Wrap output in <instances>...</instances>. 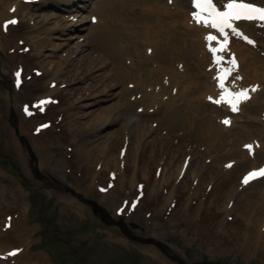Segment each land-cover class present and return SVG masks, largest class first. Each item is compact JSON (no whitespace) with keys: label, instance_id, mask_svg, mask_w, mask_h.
I'll return each instance as SVG.
<instances>
[{"label":"rangeland","instance_id":"obj_1","mask_svg":"<svg viewBox=\"0 0 264 264\" xmlns=\"http://www.w3.org/2000/svg\"><path fill=\"white\" fill-rule=\"evenodd\" d=\"M150 1L167 6L163 20L172 24L171 47L161 55L159 49L147 55L142 42L130 37L134 25L143 23L137 9L129 13L133 19L128 22L106 18L97 10L101 0H80L78 8L66 11L25 1L34 6L12 12L16 24L0 32V57L8 78L4 82L0 76V264H31L27 258L38 254L46 264H178L176 257L264 264V175L242 183L247 173L264 168V31L253 26L255 31L247 32L258 41L252 47L258 57H245L242 64L240 57H229L232 45L228 57H220L221 67L212 69L215 57H200L201 38L192 36L196 33L181 23L185 18L176 15L177 7L189 10V0ZM147 23L144 27L151 29L152 22ZM99 27L101 36L90 37V29ZM36 34L43 40L33 46ZM240 42L236 39L234 46ZM142 57L149 59L144 63ZM152 57L159 63L165 57L160 65L166 70H159ZM255 65L261 74L253 77ZM16 66L23 70L20 77L10 74ZM149 67L160 72L146 79H155L153 86L143 87L137 75ZM222 68L230 72L221 87L232 86L235 112L217 93L203 94L204 84L219 78L216 71ZM42 69L51 71L56 83L51 88L59 91L44 113L25 115L23 104L33 110L32 101L45 92L37 90L48 79L39 74ZM186 69L192 76L184 79ZM15 75L21 81L12 88ZM192 80L199 86L187 90L186 81ZM244 89L246 95L237 99L235 94ZM180 91L184 93L176 97ZM147 92L158 97H142ZM107 112H119L122 120L99 126ZM130 115L140 122V131L149 132L138 150L130 135L109 146L105 156H116L118 168L109 166L91 184L92 163L85 170L75 161L76 151L104 146L109 135L113 139L116 133H128L124 119ZM41 123L47 127L40 128ZM77 125H82L80 132H74ZM97 134L101 136L94 142ZM133 172L135 186L124 189ZM118 173L125 180L119 187ZM152 189L155 195H149ZM123 227L162 246L134 240Z\"/></svg>","mask_w":264,"mask_h":264},{"label":"bare ground","instance_id":"obj_2","mask_svg":"<svg viewBox=\"0 0 264 264\" xmlns=\"http://www.w3.org/2000/svg\"><path fill=\"white\" fill-rule=\"evenodd\" d=\"M23 1H33V0H0V32H1V29H3L5 26H4V24H3V20L5 19H8V18H11V17H14V14H11V12L13 11V12H18L19 11V9L21 8V7H25V5H26V7H33L34 5L33 4H22V3H25V2H23ZM50 0H40L39 1V3H37V4H40V5H42L43 7H46V6H48V4H51L50 2H49ZM61 1H63V0H60L59 2H61ZM178 0H176V3H178L177 2ZM59 2H55V3H59ZM216 2H218V3H220V1H216ZM222 4H224V3H222ZM221 4V5H222ZM24 5V6H23ZM36 5V4H35ZM7 7V8H6ZM12 8L11 10L12 11H10V10H8L9 8ZM134 7H136V8H138L139 10V12L142 14V17H143V20H142V22H143V24L145 25L146 24V22H148L149 20L151 21V22H154L153 24H152V26H151V30L150 31H146L147 32V35H145L143 32H139L138 30H134V31H131V35H132V37L134 36L135 38H137V37H139L141 40H144L145 42H149V40H151V43L153 44V46H155V48H156V50H158V45H157V43L158 42H155L154 41V39L152 38L153 36H155V37H161V36H163L164 38H165V40H164V45H165V47L163 48L164 50H166V49H168L169 50V48H167V46H169V47H171L170 45H168V42H169V40L170 39H172L173 38V34H172V32H171V29H172V24H169L168 22H165L164 20H163V18H165V15H164V13H163V10H161V8H157L156 10H153V9H151V7H150V2H149V0H101V5H100V8H98L97 10H98V12H99V16H105L106 18H109V17H118V18H121V20H123V19H126V18H128L126 15L134 8ZM261 7H264V6H261ZM164 10H165V8H166V6H164V7H162ZM35 10H36V7H35ZM34 10V11H35ZM9 11V12H8ZM76 11V10H75ZM159 14H160V16H159ZM187 14V12L185 11V13H184V10H180L178 7H177V10H176V15L177 16H180V18H182V16L183 17H185V15ZM31 17H29V19H30ZM42 18L43 19H45L46 17H45V14L42 16ZM189 21V18L188 17H186V19H184V21H182L181 23L182 24H184L187 28V30H189V31H192V32H195L196 34H192V36H194L195 37V35H198V37H201V33H200V31H202L203 30V28L202 27H206V25L205 24H203V23H201V22H198V21H195V20H193L192 22H191V27H189V26H187L186 25V23H188V21ZM241 24V26H242V28H241V30H242V32L245 34V32L247 33H249V32H253V30L254 29H252V27H253V25H255V26H257V27H259V28H261L263 31H264V26H261L260 25V23L257 21V20H248V19H246V20H235V21H233V24L234 25H237V24ZM159 24V25H158ZM209 26V25H208ZM238 26V25H237ZM6 27L9 29V27H10V29L12 28V26H9V25H6ZM201 28V29H200ZM7 29V30H8ZM101 29H103V27H99V28H97V29H95V28H93V29H90V31L88 32L89 33V36L90 37H93V36H95V37H100L101 35H99L98 34V32L101 30ZM60 31V33H62V31L61 30H59ZM255 31V30H254ZM251 32V33H252ZM30 34L32 33V32H29ZM234 34V33H233ZM233 34H231V35H233ZM250 34V33H249ZM0 35H1V33H0ZM37 36H39L38 34H36V35H34V37H37ZM191 36L189 37V36H187L185 39H187V40H189V42L191 43V45H193V44H195V45H197V42L196 43H194L192 40H191ZM255 39V41H254V44L253 45H249V44H246V43H242V42H240V40H239V45H238V47H236V46H234V41H235V39H236V37H234L233 38V41H232V44H230L231 45V47H232V45H233V52H235V54L238 56V57H240V59H241V63L243 64L244 63V61H245V57H258L257 55H254L253 54V52H252V47L253 46H256L257 45V43H258V41H256L257 39H256V37H254ZM24 39H26V40H30L31 39V37L30 36H24ZM43 40V38L42 37H37L35 40H31V42H30V44L31 45H33V46H35L36 45V43L37 44H39L38 42H41ZM140 40V41H141ZM120 41V39H115V42L117 43V42H119ZM139 41V42H140ZM257 42V43H256ZM261 42H263V43H261V44H263V47H264V41H262L261 40ZM24 43V42H23ZM103 43V42H102ZM180 42H177L176 44H179ZM109 45H110V47H112V46H114L113 45V41H110L109 42ZM175 45V44H174ZM174 45H172V46H174ZM26 46H28V45H26ZM148 46L146 45L145 47H144V49H146ZM228 47V46H227ZM199 49H200V45H199ZM244 49V50H243ZM247 51V53H245L244 51ZM237 51V52H236ZM155 52V51H154ZM199 52L202 54V56H204V57H206V54H205V52H204V50H202V49H200L199 50ZM155 54V53H154ZM153 59H150L151 61H156L157 63H158V65H159V70H163V71H165L166 70V67L165 66H161L160 64H162V65H164V58L165 57H160L161 59V61L163 62V63H159L157 60H155L154 58L155 57H152ZM158 58V57H157ZM147 59H149V57H142V60H144V63H145V61H147ZM1 61H2V63H1ZM151 61H150V63H151ZM4 63H5V61H4V58H3V60H2V57H0V76L3 78V80H4V82H5V79H7L8 80V78L5 76V74H4V71L6 72V70H5V67H4ZM41 63V62H40ZM60 63V62H59ZM252 63V62H251ZM5 65H6V63H5ZM19 65V64H18ZM246 65H247V63H246ZM51 67V69L54 67V63H52V65H50ZM168 67V66H167ZM257 67H258V65H255V66H253V69H255V70H253V77H255V76H257L258 74H261V72H257ZM132 68L133 69H135V71H138V69L136 68V67H134V66H132ZM150 68V67H149ZM18 69H20V71L18 72L17 70ZM151 69V68H150ZM120 70V69H119ZM15 73V74H17V73H19V77L21 76L20 75V73H23V70L21 69V68H19L18 66H16L15 67V69H14V67H12L11 68V70H10V74H12V73ZM48 72H51V71H49V69H42V71L40 70V75L43 77V76H45V77H47L48 79L43 83V85H39L38 87H37V90H44L45 92H43L41 95H39L36 99H34L33 101H32V103L33 104H35L36 105V110H34V113L36 112V114H38V112H41V113H44V111L46 110V108H47V106L48 107H51L52 105H51V103H53L54 101H55V96H54V92H57V91H59V88L58 87H54V88H51V86H53L54 84V75L52 76L51 75V73L50 74H48ZM64 73H66L67 72V69H66V71H63ZM157 72H160V71H157V69L154 71L153 69H151V70H148V72L146 73V74H143V73H141V74H138L137 76H138V78H140L141 79V85L143 86V87H147V86H153L154 85V81H155V79H153V82L152 81H150V82H152V85H150L149 83V81L148 82H146V79H148V78H150L151 79V77H152V75H154V74H156ZM245 73V78L247 79V77H248V72H247V70L246 71H244ZM47 73V74H46ZM4 74V75H3ZM125 75H126V73H124ZM185 77H184V79L185 78H187L189 75L190 76H192L191 74H190V72L188 71V69H186V70H183V73H182ZM48 75V76H47ZM50 76H52V77H50ZM129 76H133L132 74H129ZM259 76V75H258ZM194 77V76H193ZM153 78V77H152ZM69 80V78L67 77L66 78V80L65 81H68ZM19 81H21L20 79H18L17 78V75H15V76H13L12 78H11V82H12V84H13V86H12V88H16L17 87V85H18V83H19ZM58 81V80H57ZM70 81V80H69ZM207 82V81H206ZM209 82V83H208ZM208 82L206 83V84H204V86H203V89H204V91H203V94H205V95H207L208 93H209V95H211V96H213V94H215V93H218V90L220 89L219 88V86L216 84V82H211V80L209 81V79H208ZM23 83V82H22ZM212 83V84H211ZM21 85H23V84H21ZM55 85H56V83H55ZM54 85V86H55ZM190 86H194V87H198L199 86V84H197V81H191V82H188V81H186V87H187V90L190 88ZM21 87V86H20ZM218 89V90H217ZM187 90H185V91H187ZM53 93V94H52ZM181 93H184V92H182V91H180V93L179 94H175L176 95V97L178 96V95H180ZM123 95L125 94L124 92L122 93ZM257 95V93H255V95L254 96H256ZM142 97H145V98H147V99H154V98H157L158 96H155V95H152L151 94V92H147V93H145L144 95H142ZM53 101H52V100ZM228 99L229 98H223V100H225L224 102L226 103V101H228ZM39 101H45L43 104H38V102ZM222 101V100H221ZM223 102V101H222ZM223 102V104H225ZM127 103H130L129 101H127ZM157 103L158 104H161L162 103V100H160V101H157ZM50 104V105H49ZM35 107V106H34ZM39 115V114H38ZM120 113L119 112H115L114 114H110V113H108L107 112V114L105 115V117H104V119L102 120V121H100V123H98L99 124V126L100 125H103V124H112V123H114V122H116V121H118L119 119H120V121L122 120L121 119V117H120ZM134 116H129L128 117V119H124V121H125V125L126 126H128L129 127V129H128V133L127 132H124V128L125 127H123V128H121V129H123V134H122V136L120 135V134H118V133H116V134H114L115 136L113 137V139H111L112 138V136H108V138H107V144H105L104 146H100V144L98 145V144H96V145H94V146H92V147H90V148H84V149H82V150H80V151H76V154H75V161H77L78 163H79V165L81 166H83V168L85 169V170H89V168H90V164L92 163V168H94V170L90 173V176H92L91 177V180H90V183L92 184V183H94L96 180H95V178H98V176H100V175H102V173L103 172H105V171H107L106 169H108V167L109 166H111V167H113V168H118L117 166H118V163H117V157L116 156H114V155H112V156H110V157H108V156H105L106 155V151L108 150V147L109 146H111V147H113L115 144H116V142H123L125 139V136H128V135H130V143H132L133 144V142L134 141H136V145H137V147H136V149L135 150H138V142L140 141V139L145 135V134H147L149 131H147V129H145V130H142V131H140L141 129L140 128H143L142 126H141V124H140V122L138 121V119H135V118H133ZM163 123H165V125H167L168 124V117H167V119L165 118V120L163 121ZM38 124H40V122L39 123H36L34 126H36V125H38ZM98 126V125H97ZM37 127V126H36ZM81 127H82V125H77L76 127H75V129H74V132H80L79 130L81 129ZM101 136V135H100ZM100 136L97 134L96 135V138L94 139V142H96V141H98V139L100 138ZM112 141H114V143H111ZM144 144H145V142L142 144V146L139 148V150H140V155H139V158L141 157V155H142V159H141V161L143 160V158H144V153H145V148H144ZM130 145V144H129ZM27 147V146H26ZM103 148H105V150H103ZM153 155L154 154H152V155H150V157H149V159H150V161H148V165H149V163H151V161H152V158H153ZM42 164H43V161H41V166H42ZM147 167H149V166H147ZM134 168H136L137 169V167H135L134 166ZM115 170V169H114ZM116 171V170H115ZM107 173V172H106ZM120 173H118L117 174V176H120L119 175ZM144 175H146V173H144ZM116 179V178H115ZM118 180H117V182H118V187L119 186H123V182L125 181L124 180V178L122 177V176H120V177H118L117 178ZM134 172H133V174L130 176V178H129V181H126L127 182V184H128V186H126V187H123L124 189L126 188V189H132L134 186H135V183H134ZM164 181H168V178L167 179H164ZM116 187V186H115ZM122 188V187H121ZM122 188V189H123ZM116 189V188H115ZM114 190V189H113ZM17 194L18 195H20V191L18 190L17 191ZM149 195H155V190H151V191H149ZM63 199L69 204V205H71L72 207H74V208H78V209H83V207L78 203V202H75L74 200H71L70 198H68V197H63ZM19 207H22V205H20ZM23 208H25V207H23ZM19 211H21L22 212V209L21 210H19ZM27 259H30V262H31V264H46V261H45V259H44V257L43 256H41V255H39L38 254V256H36V255H32L31 257H28Z\"/></svg>","mask_w":264,"mask_h":264},{"label":"snow or ice","instance_id":"obj_3","mask_svg":"<svg viewBox=\"0 0 264 264\" xmlns=\"http://www.w3.org/2000/svg\"><path fill=\"white\" fill-rule=\"evenodd\" d=\"M193 6L198 9L192 15L198 20L203 17V22L212 28L217 29L222 35L225 34V28H230L233 33L243 36L242 33L234 26L233 21L240 19L257 20L261 26H264V7L257 6L247 0H226L221 10L214 0H192ZM8 23H16L15 19L5 21V26ZM247 40V36H243ZM208 40L215 39L212 35L206 37ZM252 43V41H248ZM226 43V41H225ZM234 63V61H233ZM19 75V73H17ZM247 90L244 89L240 93H236V98L239 99L246 95ZM45 101H39L38 104H43ZM231 104V99L228 101ZM228 121L225 120V123ZM246 147H251L250 145ZM258 175H264V168L254 169L247 173L242 178V183H248L250 178Z\"/></svg>","mask_w":264,"mask_h":264},{"label":"water","instance_id":"obj_4","mask_svg":"<svg viewBox=\"0 0 264 264\" xmlns=\"http://www.w3.org/2000/svg\"><path fill=\"white\" fill-rule=\"evenodd\" d=\"M130 226L132 227H136V224L134 223H130ZM126 236H129L130 238L140 241V242H144V243H155L157 246H162L159 242H156L154 239L149 238V239H142L139 237H135L133 235H130L129 233H126ZM175 260L177 261L178 264H222L221 262H217V261H185L182 258H175Z\"/></svg>","mask_w":264,"mask_h":264}]
</instances>
